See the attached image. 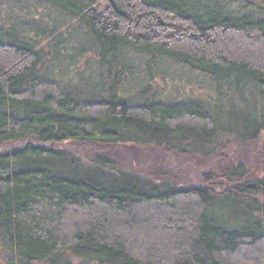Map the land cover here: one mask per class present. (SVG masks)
<instances>
[{
  "label": "trees",
  "instance_id": "1",
  "mask_svg": "<svg viewBox=\"0 0 264 264\" xmlns=\"http://www.w3.org/2000/svg\"><path fill=\"white\" fill-rule=\"evenodd\" d=\"M226 2L0 0L4 264H264V178L244 160L264 165V13L246 0L225 11ZM39 6L86 29L102 96L70 98L67 78L50 75L60 37ZM134 57L206 76L211 106L158 101V88L126 101L120 83ZM234 91L245 104L257 94L254 123L219 122L216 104ZM226 132L237 165L219 148ZM63 143L88 145L91 166L81 171L51 148Z\"/></svg>",
  "mask_w": 264,
  "mask_h": 264
},
{
  "label": "rangeland",
  "instance_id": "2",
  "mask_svg": "<svg viewBox=\"0 0 264 264\" xmlns=\"http://www.w3.org/2000/svg\"><path fill=\"white\" fill-rule=\"evenodd\" d=\"M246 1L249 2L247 4H249L251 10L255 11L259 9L257 10L259 13H264V0ZM241 5L242 2H240V0H227L223 6H225V11H236L239 13ZM36 10L41 12V18L46 21L43 23L48 25L50 31L55 35L59 34L60 37V44H57V48L49 54V60L45 62V64L49 66V69H51L50 75L57 73L58 75L65 76L67 78L68 81L65 83L66 87L64 93L68 94L70 98L86 101L102 96V92L105 91L106 85L101 84L102 82L98 80L99 71L96 62H94L96 53L94 52V47L90 45L86 29L79 23L78 20L60 17L59 13L51 9H47V7L39 6V9L37 8ZM44 24L42 25L44 26ZM19 25H21V23H19ZM56 39H58V37ZM131 61H133L130 70L131 74L125 79L122 75V83H120V96H122V98L126 101L135 103L140 98L139 94L146 95V93L151 92L154 88H158L160 92V95L157 97L158 101L171 103L192 99L201 103L203 107L211 106L207 100L209 96L214 97L215 92H209L213 89V84L206 76L197 72L188 71L182 67L167 64L158 68H155L152 65L150 67H145L144 63L135 57ZM148 70L150 74H148ZM78 71H81V77L77 75L79 73ZM160 78L165 80L166 85L158 83L160 82ZM98 82L99 86L95 85L93 88L89 86V84ZM162 86L164 90L160 88ZM160 89L163 91H160ZM238 90L240 89L238 88ZM228 97L229 100L227 103L225 102L226 104L224 103L225 98L220 99V103L216 104L217 112L215 113L218 115L217 117L219 122L227 119L226 122L221 123L224 127L230 126L238 128L240 126L245 127L244 124L248 125L250 122L251 124L254 123L253 117H255L256 114L261 113V111H257L258 109L256 111L253 109V105L258 104V102H256L257 94L254 93V97L249 98L250 102L248 104L242 102L241 95L236 91L231 92ZM246 132L249 133L248 129ZM222 138L223 145L221 144L219 148H223L226 157H229L231 162H235L234 164L237 165V152L239 150L238 145L232 142V140H229L231 138V134L228 132L222 133ZM128 145L130 144L126 143L125 146ZM51 148L54 151H60L62 158L69 160V164L75 166L81 171L86 167L91 166V163L94 160L93 155L88 151L89 146L85 144L76 145L74 143H63L60 145H54ZM0 151L5 152L6 149L0 147ZM252 158L254 157L250 155L244 159L246 161V168L250 169L249 176L254 180L263 179L264 165L255 162ZM216 163L218 164L217 161H215V164ZM258 203L260 210H263L264 199L259 198ZM225 219L227 223H234L235 221L234 219ZM0 264H4L1 258ZM71 264H77V261L73 260ZM79 264H88V262L83 261ZM240 264H244L242 260L240 261Z\"/></svg>",
  "mask_w": 264,
  "mask_h": 264
}]
</instances>
